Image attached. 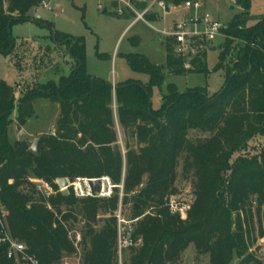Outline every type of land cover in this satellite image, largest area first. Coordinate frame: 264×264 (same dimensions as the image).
<instances>
[{
  "label": "trees",
  "instance_id": "16d2710c",
  "mask_svg": "<svg viewBox=\"0 0 264 264\" xmlns=\"http://www.w3.org/2000/svg\"><path fill=\"white\" fill-rule=\"evenodd\" d=\"M164 1L180 7L198 0ZM39 2L6 0V11L0 1V54H12L16 45L13 25L33 21L28 15ZM240 4L248 10L250 0H241ZM156 18L148 16L149 21ZM250 20L254 23L248 26ZM221 30L224 41L215 70H225L226 82L221 90L214 95L205 88L180 93L170 84L161 106L154 110L151 94L165 83L164 67L152 64L143 54L127 55L129 66L136 74L147 75L148 83L127 80L113 86L88 74L85 38L58 31L53 33L54 41L66 47L73 62L68 75L57 82L35 84L20 97L17 106L14 88L0 80L1 198L11 215L12 234L30 247L41 264H60L62 257L76 254L65 224L76 221L78 214L89 223L96 222L102 209L111 204L113 210L118 208L119 190L114 198L104 201L79 200L72 193L36 201V188L28 178L47 181L57 189L56 179L104 176L116 185L124 180V202L128 194L135 195L132 219H141L134 225V239L143 244L128 249L130 264H176L191 245L199 255H208L209 264H231L235 257L240 264H261L246 254L245 234L249 231L243 229L240 213L251 215L248 210L256 203L260 221L264 207V151L250 158L243 156L254 138H264V16L255 18L245 12ZM165 47L168 75L208 73L206 47L197 46L194 54L185 57L175 53L170 41ZM227 59L230 63H225ZM187 63L190 69H186ZM41 98L59 103L61 110L56 136H42L35 156L31 144H12L8 132L14 110L17 108L18 120L24 124L32 103ZM114 105L118 125L140 146L138 153L130 148L126 153L124 179L122 156L118 149L114 151ZM191 130H205L211 136L192 142L188 139ZM236 152L239 155L233 160ZM182 157L186 176L192 173L196 177V199L186 221L171 215L165 199L176 193ZM11 180L14 184L10 185ZM76 207L79 213H75ZM62 208L67 210L63 212ZM148 209L155 214L145 215ZM236 214L238 220L234 222ZM86 238L89 247L85 241L81 244L83 264H118L115 216L99 231L89 229ZM0 264H13L2 251Z\"/></svg>",
  "mask_w": 264,
  "mask_h": 264
},
{
  "label": "rangeland",
  "instance_id": "374dc122",
  "mask_svg": "<svg viewBox=\"0 0 264 264\" xmlns=\"http://www.w3.org/2000/svg\"><path fill=\"white\" fill-rule=\"evenodd\" d=\"M136 1L138 2L134 5L140 9L142 6L146 7L153 0ZM202 2V8L197 14H207L222 26H226L232 19L241 16L245 12H248L255 18L264 16V0H250L248 10L240 3H231V0H202ZM51 3H53L51 11L42 5L38 6L34 11L33 21L14 24L11 32L12 37L16 40L15 48L11 55L4 56L0 54V80H3L7 85L14 88L16 106L19 104L18 100L20 97L28 89L35 86V84L50 80L57 82L62 75H68L72 71L73 62L70 60L66 47L54 41L53 33L55 31L70 36L84 37L86 40V69L88 74L104 82H108L113 86L119 85L127 80H139L145 84L148 83L147 75L136 74L132 70L131 66L127 63V55L143 54L152 64L154 63L164 67V74H166L165 83L160 88H154L151 94L153 110L161 106L162 96L168 93V86L170 84H174L180 93H184L188 89L205 88L209 95H214L221 90L226 82L225 70L220 69L215 71L221 53L220 46L224 41V38L220 35L211 43V48L208 49L206 54L205 63H207L208 73H187L186 75L170 73L168 75L165 64L167 56V48L165 45L169 40L167 41L156 30L163 29L164 27L168 30L175 22L182 21L184 18L187 20L190 19L194 13L189 10L182 7L171 10L167 18V23L162 19L147 21V23L140 21L129 29L128 27L133 22L134 17L131 14L118 17L117 8L110 0H51ZM99 4H102L101 9L99 8ZM4 5L7 11V3H4ZM104 8H107V12H104ZM154 11L159 12V9L155 7ZM7 13L9 14V12ZM253 23L254 20H250L247 25L249 26ZM126 29L125 35L121 37ZM225 63H230V60L227 59ZM187 66H189L188 63L186 64V69H190ZM60 110L59 103H54L45 98L34 100L30 116L26 118L24 124H21L17 117L18 113L16 108L10 117L12 119L8 132L10 142L15 144L20 141V132L25 133L28 138L27 142L31 146L35 141H39L42 136L49 135L55 137L57 133V122L60 118ZM113 110L115 114L114 129L117 134V142L114 147L115 151L118 149L122 156L124 179L127 168L126 153L129 148L138 153L140 146L135 139L130 138L129 134L118 125L115 105L113 106ZM210 136L211 133L205 130H191L188 139L196 142L209 138ZM262 151H264V138L256 137L250 142L243 156L250 158L253 155H259ZM238 155V152H236L232 159L235 160ZM183 159L182 157L179 160L180 164L177 170L178 178L175 183L176 193L173 195L190 199L194 203L196 199L194 193L196 177L192 173L186 176L184 173L185 166ZM76 178L64 179L74 181ZM29 179L34 180L38 178L29 177L28 181ZM59 180L56 179L55 182ZM144 182L146 183V178ZM33 185L37 191L35 200L39 201L41 199L39 198L41 197L39 187L36 184ZM116 190L112 198L116 196ZM134 196V193L128 194L125 202H122L124 215L130 219L134 217L132 211ZM168 197L170 196H167L165 199ZM42 198L44 199L45 197ZM45 199L48 200L47 197ZM99 200L104 201L106 199ZM48 204L47 202V208ZM257 208L256 203L252 205V208L248 210L251 212V215L248 214V216L241 211L240 220L242 221L243 229L246 230L247 228L249 231V234H245L247 244L246 254L253 256L255 260L264 264V217L262 216L264 207L261 209L260 221H258ZM62 210L65 212L67 209L62 208ZM116 210L117 208L113 210L111 204L108 209H102L100 211L96 222L89 223L83 214H78L76 221L72 220L65 224L69 231V238L77 252L72 256L62 257L60 264H83L82 257L84 252L81 244L85 241L86 246L89 247V244H87L88 239L86 238L87 231L89 229H93L94 231L102 229L105 222L111 216H115ZM75 213H79V207L75 208ZM146 214L153 215L155 213L153 210L148 209ZM236 219L238 220L237 214L234 216V222H236ZM78 238H80V241L77 242L78 246L76 247L75 244ZM130 255L131 252L126 250L122 257V264H130ZM209 260L208 255H199L194 245H191L181 254L180 260L176 264H209ZM118 264H120L119 260ZM231 264H240V259L235 257Z\"/></svg>",
  "mask_w": 264,
  "mask_h": 264
},
{
  "label": "built area",
  "instance_id": "2783aa9c",
  "mask_svg": "<svg viewBox=\"0 0 264 264\" xmlns=\"http://www.w3.org/2000/svg\"><path fill=\"white\" fill-rule=\"evenodd\" d=\"M6 3V0H0ZM112 4L117 8V16H125L131 14L134 17L133 22L129 25V28L133 27L137 22L147 23L148 16H156V20H164L167 23V18L171 10L177 8H184L194 13L190 19H185L179 22H175L174 25L167 30V28L157 29L156 32L169 40L175 49L177 55L187 56L191 53H195L197 46L206 47L210 49L211 43L215 41L217 36L224 35L222 33L223 26L214 21L207 14L197 13L202 8V0L188 1L182 6L177 7L166 3L164 0H153L143 9H138L131 0H110ZM39 6H44L47 10H52L51 0H40ZM157 7L159 12H155L154 8ZM99 8H102V4H99ZM107 8H104V10ZM191 67L190 64L187 66ZM0 165V173L2 169ZM68 181V186L63 187L61 181H56L55 185L57 189L50 185L47 181L39 179H29L30 184H36L39 187L41 197H47L48 199L56 196L58 193H63L65 190L69 194H73L78 199H106L109 200L114 196L115 190H120V202L115 213L116 227H117V257L122 264V257L126 250L131 248H139L142 246V241L134 239L135 223L139 219H130L124 215L123 211V191L124 180L121 185H116L113 180L108 177L101 178H76L74 181ZM9 184H14L13 180L9 181ZM3 192V186L0 183V251L3 252L4 257L13 264H41L37 256L31 252L24 242L16 238L10 230L9 220L10 212L7 205L1 198ZM193 202L190 199H186L182 196L173 195L166 199V207L170 211L172 216H178L181 221H186L191 211ZM49 210L52 211L51 205L48 204ZM80 241V238L76 241Z\"/></svg>",
  "mask_w": 264,
  "mask_h": 264
},
{
  "label": "water",
  "instance_id": "95a60500",
  "mask_svg": "<svg viewBox=\"0 0 264 264\" xmlns=\"http://www.w3.org/2000/svg\"><path fill=\"white\" fill-rule=\"evenodd\" d=\"M241 2V0H231V3H233V4H239ZM105 11H107L106 9L104 10V12ZM29 18L30 19H32V18H34V11L32 10L30 13H29ZM213 50H215V49H213ZM20 135H19V140L20 141H22V142H26V141H28V138H27V136L25 135V133H23V132H20L19 133ZM38 140L37 141H35L33 144H32V146L30 147V151H31V153L33 154V155H35V156H38V149H37V146H38ZM114 151H115V147H114ZM60 181H61V185L63 186V187H67L68 186V181H66V179H60ZM63 195H65V196H68L69 195V192L67 191V190H65L63 193H62Z\"/></svg>",
  "mask_w": 264,
  "mask_h": 264
},
{
  "label": "crops",
  "instance_id": "0c3cea01",
  "mask_svg": "<svg viewBox=\"0 0 264 264\" xmlns=\"http://www.w3.org/2000/svg\"><path fill=\"white\" fill-rule=\"evenodd\" d=\"M128 28H129V27H128ZM128 28H127V29H128ZM131 28H132V27H131ZM127 29L123 32V35H122L121 37H123V36L125 35V32L127 31ZM129 29H130V28H129Z\"/></svg>",
  "mask_w": 264,
  "mask_h": 264
}]
</instances>
